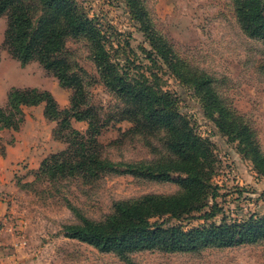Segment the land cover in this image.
Returning <instances> with one entry per match:
<instances>
[{"label": "rangeland", "instance_id": "374dc122", "mask_svg": "<svg viewBox=\"0 0 264 264\" xmlns=\"http://www.w3.org/2000/svg\"><path fill=\"white\" fill-rule=\"evenodd\" d=\"M103 30L113 59L132 74L152 77L177 96L180 111L195 131L213 143L218 186L220 222L264 214V176L224 136L209 118L195 93L183 86L164 61L153 52L140 24L131 16L124 0H75ZM156 30L173 46L178 57L211 74L224 101L252 126L264 153V41L249 37L241 28L232 0H144ZM7 16L0 17V106L7 103L12 87L50 91L61 109L69 107L72 90L39 62L22 66L4 45ZM68 57L86 71L89 101L108 120L99 140L104 156L119 162L153 160L155 152L141 136L128 133L133 123L121 120V100L102 82L86 39L69 38ZM45 104L25 107V122L19 131H0V148H17L27 157L18 163L14 180L30 183L15 192L17 205L0 223V264H129L115 253L64 235L63 226L79 222L69 204L85 216L100 221L113 212L115 201L145 194H173L176 182L139 179L131 175H106L94 182L83 178L50 181L37 178L42 160L67 147L54 138L58 122L44 114ZM85 132L87 123L73 121ZM15 140V143H11ZM153 143L162 148L157 138ZM17 149V150H18ZM164 152V151H163ZM37 165L39 167H37ZM37 167V168H35ZM13 197V196H12ZM210 208H206L209 210ZM171 220L186 229L205 221ZM2 221V220H1ZM133 264H264V242L227 248H208L200 253L141 251L131 254Z\"/></svg>", "mask_w": 264, "mask_h": 264}, {"label": "trees", "instance_id": "16d2710c", "mask_svg": "<svg viewBox=\"0 0 264 264\" xmlns=\"http://www.w3.org/2000/svg\"><path fill=\"white\" fill-rule=\"evenodd\" d=\"M232 1L243 31L264 41V0ZM124 2L153 52L183 86L195 93L219 131L237 142L239 152L264 176V153L257 133L224 101L215 78L177 56L172 44L156 30L144 0ZM2 16H7L3 46L23 67L37 61L62 87L72 90L70 106L63 109L50 91L37 87H12L6 105L0 106V131H19L25 122V107L40 104H45L46 118L58 122L53 136L67 147L42 160L37 178H83L94 182L106 175H131L144 180L172 181L181 187L173 194H145L115 201L113 212L100 221L69 204L80 220L63 226L66 237L101 252L115 253L129 264H133L131 254L141 251L200 253L208 248L264 242V214L215 221L222 208L217 201L218 186L213 182L217 159L212 141L195 131L181 113L177 96L162 88L157 74H132L113 59L103 30L75 0H0ZM69 38L88 41L102 82L122 102L121 120L133 123L128 133L143 137L155 152L162 153L160 157L116 162L104 156L99 136L109 121L102 119L89 101L86 71L68 57ZM73 121L87 123V130L74 128ZM155 138L162 148L153 143ZM5 153L6 149L1 147L0 154ZM20 185L27 188L31 184ZM196 213H201L197 218L205 223L189 229L171 223L173 219H195Z\"/></svg>", "mask_w": 264, "mask_h": 264}, {"label": "crops", "instance_id": "0c3cea01", "mask_svg": "<svg viewBox=\"0 0 264 264\" xmlns=\"http://www.w3.org/2000/svg\"><path fill=\"white\" fill-rule=\"evenodd\" d=\"M18 146L19 144H17V148L10 146L5 155L0 154V223L7 224L6 214L10 210L13 211L17 205L15 192L20 190V186L19 182L14 180V176L18 171V163L27 157V152L21 153ZM37 167L39 166L37 165ZM2 238L0 236V239Z\"/></svg>", "mask_w": 264, "mask_h": 264}]
</instances>
